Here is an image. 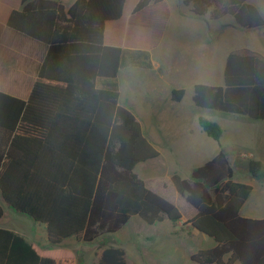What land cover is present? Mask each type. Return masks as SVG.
Listing matches in <instances>:
<instances>
[{"label": "trees", "instance_id": "1", "mask_svg": "<svg viewBox=\"0 0 264 264\" xmlns=\"http://www.w3.org/2000/svg\"><path fill=\"white\" fill-rule=\"evenodd\" d=\"M250 0H183L196 18L232 16L244 30L264 28ZM127 0H21L7 26L47 46L27 100L0 92V197L15 211L46 227L58 246L69 238L94 244L114 235L133 216L152 226L182 220L180 210L150 190L135 172L159 152L144 135L134 114L119 104L114 88L99 89L97 79H115L122 49L104 43L106 24L121 19ZM164 0H139L131 23L161 30ZM185 90L173 89L180 102ZM193 104L202 109L264 121V56L249 49L231 51L223 68V86L195 84ZM201 129L215 141L221 127L205 118ZM248 173L264 180L260 161ZM226 150L195 167L189 178L173 173L175 192L194 210L184 222L212 238L214 247L190 256L195 264H264V218L241 216L252 187L236 181ZM4 215L0 203V219ZM0 264H77L67 248L42 250L20 234L0 228ZM97 264H127L124 250L104 247Z\"/></svg>", "mask_w": 264, "mask_h": 264}, {"label": "crops", "instance_id": "2", "mask_svg": "<svg viewBox=\"0 0 264 264\" xmlns=\"http://www.w3.org/2000/svg\"><path fill=\"white\" fill-rule=\"evenodd\" d=\"M76 1L61 0L65 8H69ZM138 1L127 0L121 19L106 24L104 43L109 46L120 47L122 49V60L117 77L115 79H97L96 86L99 89L114 88L119 92V104L134 114L141 124L144 135L159 152L157 158L149 160L154 162L153 165H158L159 160H164L163 158L172 157L173 162H179L180 164L194 162L195 164L188 167V172L191 173L195 167L202 165L218 153L222 148L219 142L223 140L225 131L220 139L215 141L207 136L200 126L196 129L195 126L181 124L183 121L182 110L177 107V104L183 101L186 91L180 102H173L170 98L173 90L172 85L175 82L193 79L198 72L207 70L216 54H219V61L224 60V65L228 54L237 49H249L264 56L261 36L256 34L264 28L241 29L236 26L232 16L213 20L207 14L203 18H196L190 12V8L184 5L183 0H164L163 8L166 9L167 17L161 30L137 28L131 23L137 20L140 21L145 14L155 13L158 9L162 10V7L156 9L149 7L146 11L134 17L132 16V10ZM249 2L256 7L252 0ZM20 7L21 0H0V92L27 100L47 53V46L7 26L10 13L13 10L20 9ZM254 34H256L254 39L259 44L255 43L252 48L247 46L246 40ZM134 73L145 75L147 83L145 93L134 97L138 100L137 105L139 106L133 108L130 106L133 104V100L127 102L122 98V78L127 77V75H134ZM185 77L186 79H184ZM195 84H199V82L191 80V98ZM147 107L154 109L156 119L152 127H148L143 122ZM246 118L254 122L252 126L257 127V132L260 133V136L254 138V141L262 143L264 141V121ZM179 124L181 125L177 127ZM160 133L163 134V137L160 136ZM235 140L230 138L225 142V145L233 147ZM163 142H165L167 148L171 149L170 154L172 156H166L165 151L162 153L159 150ZM224 150L229 155L227 147ZM242 155L244 157L246 154ZM247 156L254 158L252 160L259 159L257 152L248 153ZM236 161L234 160V162ZM182 177L187 178L186 175ZM234 178L236 181H240L236 179V173ZM254 180L257 181L258 179L254 178ZM249 185L252 187V192L240 214L245 218L262 219L264 218V190L261 194L259 192L255 193L254 186ZM252 200L254 203H251ZM246 206H249L247 213L244 209ZM194 214L195 210L188 218L182 216L180 222L176 224L171 222L173 224L172 229L174 228L173 234L177 233L178 229L183 234L185 232L190 234L194 229L190 225H184V222L193 217ZM134 218H137V216L131 217L126 225L135 222L136 225L144 226L141 224L142 220L139 217V219ZM0 228L20 234L28 242L35 244L42 250L65 248L64 242L58 246H52L47 239V233L45 237H40V239L34 233L27 234L21 230L5 228L4 226H0Z\"/></svg>", "mask_w": 264, "mask_h": 264}, {"label": "rangeland", "instance_id": "3", "mask_svg": "<svg viewBox=\"0 0 264 264\" xmlns=\"http://www.w3.org/2000/svg\"><path fill=\"white\" fill-rule=\"evenodd\" d=\"M256 8L264 18V0H252ZM261 36V45L264 48V29L256 33ZM249 36L246 44L249 47L257 45L254 36ZM209 63V62H208ZM207 70L198 72L193 79L175 82L172 85L173 89L183 88L186 91V96L177 107L182 110L183 121L181 124L195 126L198 125V118H205L212 122H216L225 133L223 140L219 142L222 149L229 152L232 166L235 169L236 179L246 184H252L255 193H260L264 190L263 180H254L248 173V163L254 159L247 156L248 153L257 152L258 158L264 168V141L262 143L254 141V138L260 136L257 132V127L252 126L254 122L246 117L228 114L215 110H208L196 107L191 98V80L199 83H205L210 86H223V66L224 60L219 61V54H216L215 59L208 65ZM186 79V77L184 78ZM122 98L127 102L133 100L131 107L137 105V99L134 97L141 96L146 90L145 75L134 73V75H127L122 78ZM143 122L152 127L155 124L156 117L154 116V109L148 108L144 116ZM237 119V120H234ZM179 124L177 127H179ZM179 129V128H178ZM163 137V134L160 133ZM230 138L236 139L235 145H225ZM241 139V140H240ZM166 156H172L171 149L165 146V142L159 147ZM242 154H246L244 157ZM159 160L158 165H153V161H147L136 166V174L144 180L146 186L174 204L181 212L184 218H188L194 209L185 202L173 189L170 183V174L176 172L180 175L190 177L188 167L195 164L194 162H186L180 164L173 162V158H163ZM234 160H237L234 162ZM257 195V194H256ZM3 205L4 216L0 221V226L5 228H15L27 234H36L41 237L46 236V227L44 224L33 221L30 217L21 214L1 199ZM251 203H254L252 200ZM250 203V204H251ZM245 213L249 210L246 206ZM134 219H139L134 218ZM141 221V220H140ZM144 226L136 225L135 222H130L120 232L114 235L104 236L97 243L87 244L79 243L74 238H69L64 241L65 248L71 250L76 257L77 264H97L99 256L104 247L113 245L124 250L127 264H195L191 262L190 256L199 250L210 249L215 246L216 242L195 230L190 234L186 232L183 234L180 229L173 234L172 223L165 220L162 223L148 226L141 221ZM40 238V239H41Z\"/></svg>", "mask_w": 264, "mask_h": 264}]
</instances>
